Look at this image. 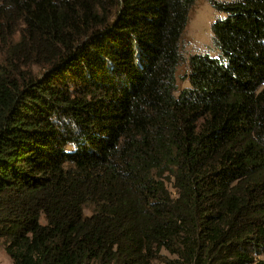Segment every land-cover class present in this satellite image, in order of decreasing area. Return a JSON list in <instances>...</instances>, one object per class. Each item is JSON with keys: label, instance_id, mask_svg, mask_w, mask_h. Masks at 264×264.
<instances>
[{"label": "trees", "instance_id": "obj_1", "mask_svg": "<svg viewBox=\"0 0 264 264\" xmlns=\"http://www.w3.org/2000/svg\"><path fill=\"white\" fill-rule=\"evenodd\" d=\"M209 1L184 87L197 0H0L13 264H264V0Z\"/></svg>", "mask_w": 264, "mask_h": 264}, {"label": "rangeland", "instance_id": "obj_2", "mask_svg": "<svg viewBox=\"0 0 264 264\" xmlns=\"http://www.w3.org/2000/svg\"><path fill=\"white\" fill-rule=\"evenodd\" d=\"M221 16L223 15L214 8L209 0H197L192 8L181 41L182 54L185 57V63L178 70L181 86H187V81L181 78L186 76L188 59L192 54L208 53L217 56L220 53L213 40L212 24ZM90 212L91 209L87 208L86 214H90ZM0 264H13L6 253L2 240H0Z\"/></svg>", "mask_w": 264, "mask_h": 264}]
</instances>
